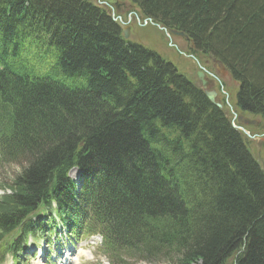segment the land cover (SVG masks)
Wrapping results in <instances>:
<instances>
[{"label":"trees","instance_id":"16d2710c","mask_svg":"<svg viewBox=\"0 0 264 264\" xmlns=\"http://www.w3.org/2000/svg\"><path fill=\"white\" fill-rule=\"evenodd\" d=\"M122 1L239 90L218 108L93 0H0V162L20 167L1 187V250L17 255L56 204L111 264H264V166L233 114L264 136V0Z\"/></svg>","mask_w":264,"mask_h":264},{"label":"rangeland","instance_id":"374dc122","mask_svg":"<svg viewBox=\"0 0 264 264\" xmlns=\"http://www.w3.org/2000/svg\"><path fill=\"white\" fill-rule=\"evenodd\" d=\"M100 2H108V0H94L93 3L99 4ZM119 9L116 8V13L122 16V27H131L130 40L133 43L141 44L142 46L155 51L166 61L174 64L180 73L186 75L188 78L193 79L199 83L196 79V73L199 71L198 64H203L188 54V44L182 38L168 39L164 32L160 31L157 27L141 25L139 20L135 18L132 12L134 7L128 1H120ZM117 14V15H118ZM128 23V24H127ZM211 82L209 91H215L217 95H221L220 89H228L229 92L235 97L239 90V86L234 83L229 77L219 79L222 83L213 77L211 74L208 77ZM200 84V83H199ZM223 84V85H222ZM201 86V84H200ZM218 98V97H217ZM253 140L251 145L252 152L258 157L260 163L264 166V136L259 132L253 133ZM20 171L18 165H3L0 166V195L3 194L2 186H6ZM77 176H80V172H75ZM63 227L57 223L54 225L53 236L50 234L43 238L42 242H38L39 238H30L27 243V251L25 255H22L19 264H65V261L73 260L74 264H109L107 259L103 257L101 252V240L96 238H86L82 236L73 235L71 238L67 237L69 230L66 228V233H60ZM50 239L56 243L55 248L49 245ZM41 241V239H40ZM48 251H51L49 256ZM0 262L3 264H15L13 263L12 256L3 254L0 251ZM138 264H153L140 262Z\"/></svg>","mask_w":264,"mask_h":264},{"label":"water","instance_id":"95a60500","mask_svg":"<svg viewBox=\"0 0 264 264\" xmlns=\"http://www.w3.org/2000/svg\"><path fill=\"white\" fill-rule=\"evenodd\" d=\"M116 1V7L117 9H119V5H118V0H114ZM110 13L113 15V17H115V9L114 8H110ZM116 20H121V18H117ZM167 35L168 38H171V37H181V38H185V39H188V36L183 33V32H180V31H177V30H172V29H169L167 27H162L161 28ZM124 38L125 39H129L130 38V32H131V28L130 27H127L126 29H124ZM211 58V61L213 63V66L216 70V72H218L221 76H228V72L226 71L225 67L223 66V64L220 62V61H217L213 56L210 57ZM201 72L198 74V77L199 79H202L206 73L205 69H202L201 68ZM206 85V83H205ZM208 99L212 102V103H216V97H217V93L212 91V92H207L206 93ZM217 104V103H216ZM217 106L219 108H222V105L220 104H217ZM237 124L240 125V126H251V125H257L258 123L255 122V121H252L250 120L249 118H246L244 116H238L237 117ZM242 131L248 136V137H251V135L245 130V129H242Z\"/></svg>","mask_w":264,"mask_h":264},{"label":"bare ground","instance_id":"6f19581e","mask_svg":"<svg viewBox=\"0 0 264 264\" xmlns=\"http://www.w3.org/2000/svg\"><path fill=\"white\" fill-rule=\"evenodd\" d=\"M66 263H67V264H73V262L70 261V260H69V261H66Z\"/></svg>","mask_w":264,"mask_h":264}]
</instances>
